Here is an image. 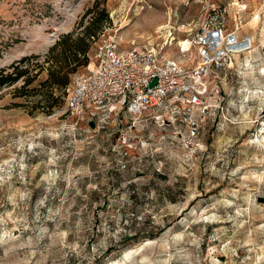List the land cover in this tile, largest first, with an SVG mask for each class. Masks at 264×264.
<instances>
[{"label": "rangeland", "instance_id": "1", "mask_svg": "<svg viewBox=\"0 0 264 264\" xmlns=\"http://www.w3.org/2000/svg\"><path fill=\"white\" fill-rule=\"evenodd\" d=\"M94 1L0 0V67L25 71L0 87V264H264V0H211L241 13L254 44L214 69L193 139L169 114L75 123L39 84L49 48L95 17L98 37L121 47L195 59L178 43L193 37L200 0H100L88 12ZM94 52L92 40L70 77Z\"/></svg>", "mask_w": 264, "mask_h": 264}, {"label": "built area", "instance_id": "2", "mask_svg": "<svg viewBox=\"0 0 264 264\" xmlns=\"http://www.w3.org/2000/svg\"><path fill=\"white\" fill-rule=\"evenodd\" d=\"M200 1V21L190 40L196 50L192 61L165 55L162 45L148 41L125 48L103 33L94 39L93 67L73 74L65 87L66 110L75 123L85 115L96 123L113 114L121 124L120 112L128 118L169 114L172 121L185 125L189 139L197 137L217 91L211 84L214 69L226 67L232 55L243 54L254 44L250 33L239 32L240 12L232 14L225 5ZM153 78L156 81L149 85ZM126 127L131 123L121 129Z\"/></svg>", "mask_w": 264, "mask_h": 264}, {"label": "trees", "instance_id": "3", "mask_svg": "<svg viewBox=\"0 0 264 264\" xmlns=\"http://www.w3.org/2000/svg\"><path fill=\"white\" fill-rule=\"evenodd\" d=\"M101 3L95 0L93 5L88 9L91 12ZM105 9L101 8V12ZM104 18L107 20V14ZM100 18H92L91 22L80 32L70 31L63 33L55 43L49 48L45 55L47 66V77L40 81V85L48 86L49 95L53 99H58L65 94V87L70 80V75L82 65L88 62V50L92 40L96 39L100 34ZM25 74L21 71H8L4 67H0V87L17 81ZM28 81H25L24 85ZM49 107L54 106L50 103Z\"/></svg>", "mask_w": 264, "mask_h": 264}, {"label": "bare ground", "instance_id": "4", "mask_svg": "<svg viewBox=\"0 0 264 264\" xmlns=\"http://www.w3.org/2000/svg\"><path fill=\"white\" fill-rule=\"evenodd\" d=\"M166 26H167L166 23H160V24H158L157 28L158 29H162V28H164ZM262 41H263V35L261 34L260 35V42H262ZM168 43H169L168 41L165 42L166 45ZM178 44H179V51L180 52L188 51L190 49V40L187 39V38L186 39H181ZM249 61H250L249 57H248V55H246V57L243 59L242 62H243V64H249ZM92 67H93V64L90 63L89 64V68H92ZM261 133H263L262 137H264V130L263 129L261 130Z\"/></svg>", "mask_w": 264, "mask_h": 264}, {"label": "water", "instance_id": "5", "mask_svg": "<svg viewBox=\"0 0 264 264\" xmlns=\"http://www.w3.org/2000/svg\"><path fill=\"white\" fill-rule=\"evenodd\" d=\"M155 81H156V78H153L149 85H153ZM88 124H89L91 127H94V126H95V122H94L93 120H89V121H88Z\"/></svg>", "mask_w": 264, "mask_h": 264}]
</instances>
